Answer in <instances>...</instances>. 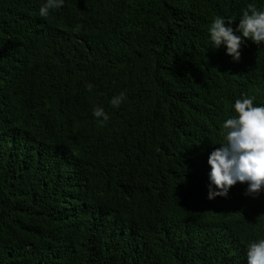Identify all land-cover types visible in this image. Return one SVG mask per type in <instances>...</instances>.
I'll return each instance as SVG.
<instances>
[{"label":"trees","instance_id":"16d2710c","mask_svg":"<svg viewBox=\"0 0 264 264\" xmlns=\"http://www.w3.org/2000/svg\"><path fill=\"white\" fill-rule=\"evenodd\" d=\"M43 3L0 0V264H248L264 191L208 199L207 160L264 104V45L207 38L264 0Z\"/></svg>","mask_w":264,"mask_h":264},{"label":"clouds","instance_id":"9594fccd","mask_svg":"<svg viewBox=\"0 0 264 264\" xmlns=\"http://www.w3.org/2000/svg\"><path fill=\"white\" fill-rule=\"evenodd\" d=\"M64 0H44L39 8V16L46 18L50 10L63 7ZM227 20V25L225 21ZM232 17L217 16L208 29V48L226 46V52L234 60L241 56V45L245 38L257 45H264V9L248 4L234 29ZM93 85L88 84L89 91ZM126 94L110 99L113 107H119ZM254 96H243L233 105L235 115L221 124V134L226 143L211 151L207 163L211 183L208 184V199L226 197L232 186L247 183L245 195L256 196L264 191V104H254ZM93 115L100 120V126L109 120L102 107H95ZM248 264H264V239L251 242L247 246Z\"/></svg>","mask_w":264,"mask_h":264}]
</instances>
